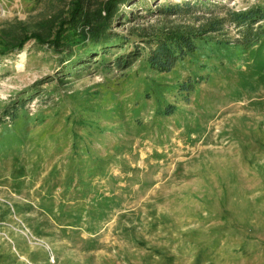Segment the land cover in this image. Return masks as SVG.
<instances>
[{
  "label": "rangeland",
  "instance_id": "1",
  "mask_svg": "<svg viewBox=\"0 0 264 264\" xmlns=\"http://www.w3.org/2000/svg\"><path fill=\"white\" fill-rule=\"evenodd\" d=\"M211 1L237 10L264 7V0ZM62 6L58 0H0V29L17 22L36 29ZM220 8L214 14H222ZM203 13L210 14L198 12ZM138 22L118 30L197 23L193 16L149 14ZM238 37L236 26L228 24L200 40L193 59L163 74L140 66L142 77L129 80L92 69L61 84L66 97L88 99L85 112L98 123L81 134L107 159L85 211H72L68 219L57 216L83 200L72 196L68 203L51 191L50 173L71 142L67 151L54 152L65 128L48 135L54 126L36 124L56 105L34 96L24 117L28 133L0 148V264H264V37L249 47L237 43ZM57 57L35 40L0 54V113L36 81L58 75ZM205 66L200 74L208 77L200 78L188 100L168 91ZM52 87L42 84L45 93ZM157 97L176 105L173 116L159 113ZM220 120L223 131L216 133ZM141 122L146 125L140 131ZM10 128L0 123V138ZM94 195L96 204L111 205L106 214L94 213L91 228L71 222L77 216L85 220Z\"/></svg>",
  "mask_w": 264,
  "mask_h": 264
},
{
  "label": "trees",
  "instance_id": "2",
  "mask_svg": "<svg viewBox=\"0 0 264 264\" xmlns=\"http://www.w3.org/2000/svg\"><path fill=\"white\" fill-rule=\"evenodd\" d=\"M58 1L62 3L64 9L38 21L36 29H30L22 22L0 29V54L21 51L26 43L35 40L39 46L57 54L59 62L58 75H46L2 108L0 123L11 128L3 135L4 138L1 136L0 148L5 146V142L14 143L12 141L15 137L18 138L28 133L23 130L28 125L24 117L28 113L27 104L34 96H40L41 103L44 105L55 102L56 106H49L50 111H53L49 116L40 114L36 120L39 126L45 124L55 127L48 135L56 133L59 128L61 130L65 128L64 134L58 137L57 141H60L58 147L54 149L51 146L55 153L67 151L65 147L71 142L70 150L62 157L63 160L55 165L56 169L51 170L50 174L54 175L51 191H57L62 199L67 198L68 203L72 196L77 200L78 198L83 200L81 203L72 204V207H68L65 212H61L62 216H57L59 220H63L64 217L68 219L72 211L76 214L85 211L87 197L93 193L92 182L95 177L101 176L100 171L103 165H107L105 163L107 159L97 156L96 150L91 149L93 146L86 144L94 141L90 136L81 134L96 129L93 123L97 120L90 116L91 112H85L88 99H80L75 94L66 97L61 91V84L72 81L68 77H80L83 71L92 69L106 76L129 80H138L142 77V72L139 71L140 66L151 73L170 72L180 63L193 59L199 50L200 40L208 35L223 32L228 24L237 28L239 37L235 41L249 47L260 42L264 37V7L258 5L237 10L211 0ZM217 7L224 10L222 14H214L216 13L214 8ZM202 9L210 14H198ZM143 12L164 17L193 16L197 23L185 25L132 24L126 32L118 30L127 23H136L140 18L145 17L146 14ZM138 63H140L139 66H137ZM205 69L208 68L206 66L200 68L196 75L189 77L185 82L172 85L168 91L176 98L183 97L188 100L190 94L198 87L200 78L204 81L208 77L200 74ZM133 72L137 74L131 75ZM44 83H52L53 87L48 89L49 93H45L42 89ZM149 87L156 88V85L152 83ZM149 99H152V94L146 98V100ZM155 102L159 105V113L164 117L173 116L177 111L176 105H171L164 97H157ZM45 116L48 117L47 120L39 122ZM20 119L24 121L20 122ZM56 124H59L58 128ZM37 125L35 128L38 127ZM145 125L141 122L136 125V129L141 131ZM11 150L13 148L4 154L8 155V151ZM60 165L64 166L63 171L65 172L62 175H59L57 171ZM91 175V179L87 180ZM96 201L94 195L88 202L90 210L84 221H80L82 217L77 216L72 217L71 222L88 223L89 228L93 227L97 223V216L94 215V217L93 214L103 217L111 206L104 200L97 204ZM69 205L71 206V203Z\"/></svg>",
  "mask_w": 264,
  "mask_h": 264
},
{
  "label": "bare ground",
  "instance_id": "3",
  "mask_svg": "<svg viewBox=\"0 0 264 264\" xmlns=\"http://www.w3.org/2000/svg\"><path fill=\"white\" fill-rule=\"evenodd\" d=\"M228 116H230V115H228ZM224 124H225V120H220V121H218V123H217V125H216V127L219 129L216 133H221L222 131H223V126H224ZM203 142V141H202ZM201 144V143H200ZM199 144V147H202L201 145Z\"/></svg>",
  "mask_w": 264,
  "mask_h": 264
}]
</instances>
